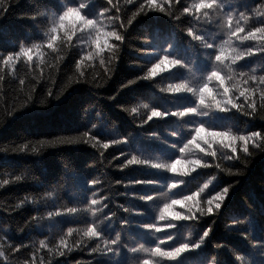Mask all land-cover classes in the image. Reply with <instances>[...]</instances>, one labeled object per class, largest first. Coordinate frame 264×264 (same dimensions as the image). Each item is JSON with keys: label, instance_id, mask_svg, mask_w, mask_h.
<instances>
[{"label": "trees", "instance_id": "16d2710c", "mask_svg": "<svg viewBox=\"0 0 264 264\" xmlns=\"http://www.w3.org/2000/svg\"><path fill=\"white\" fill-rule=\"evenodd\" d=\"M76 2L78 0H4V3L0 5V7L8 8L5 15H0V51H19L21 44L25 47H31L33 44L43 45L42 49L34 50L31 62L21 58L14 68L0 65V76L4 77L0 80V115H3V110L12 106L17 97L22 101L30 93L32 84L36 86L35 99L37 101L46 95V87L51 85L52 79L56 81L57 90L61 86L66 88L59 100L53 99L45 105L36 102L17 113L8 123L0 126V149H9L6 152L0 151V180L9 179L11 181L15 175H24L21 181L10 182L9 185L0 189V236L7 233L3 241L6 254H8L7 244H19L23 241L25 244L38 246L40 239L54 238L61 227L65 231L67 226L83 227V224L76 220L70 224L53 226L50 231L46 225L40 227L33 224L29 227L26 221L55 206H77V201L86 199V193L83 191L86 179L100 178L104 185V192L101 194H108L111 199L120 204L131 205L145 211L144 216H132L133 221L152 222L158 211L157 205L162 207L161 201L168 199L164 193L177 190L161 186L148 188L136 186L127 190L130 193H150L158 196V199L145 204L138 199L118 196L117 193L124 192L125 189L121 185H116L115 181L155 178L166 184L167 176H171V173H159L153 169L141 167H130L121 171L117 165L122 162L123 157L119 160L113 157L119 156L122 150L128 151L129 146L125 145H110L108 149H103L92 148L90 142L89 144L41 147L38 142L52 140L56 136L78 137L96 123L97 128L94 131L99 133L98 139L103 138L104 142H108L109 138H131L130 147L134 150L133 154L153 160L158 157L172 156L173 150L168 149L158 140L149 139L146 133L156 131L161 137L171 140L168 131L179 127L178 122L174 118L165 121L154 118L153 121H149L143 128H140L138 125L141 120L146 119L148 111L142 105L148 104L150 107L157 106L175 110L191 102L192 98L188 95L179 96L159 92L161 85L180 82L181 78L191 80L193 75L199 77L210 67V61L206 55L208 50L204 49L199 42L192 41L186 34V28L190 23L195 25L194 31L197 32L201 27H206L208 36L218 39V45L223 39H227L226 36L219 39L217 34L222 30L216 25L195 24L194 18L190 15L184 14L180 21L174 22L162 13L151 12L147 16L138 18L133 26L129 27L121 57L117 61V71L110 80L102 87H96L95 82L76 84L69 81V77L73 80L79 77L75 62H81L80 71L85 72L86 78L91 80L95 72L102 71L100 58L97 57L92 61L83 60L82 57L87 54L89 47L84 42H77L75 37H73L72 45L68 46H65L58 38L56 45L60 51L53 53L47 48V38L44 35L51 27L52 14ZM82 2L89 3V0H82ZM104 2L105 0H91L86 10L89 13L102 11ZM156 2L159 4L160 0ZM195 2L196 0H182L183 5L187 6ZM229 2L230 4L226 7L234 11L241 26L247 30H251L253 26H261L257 22L264 19V0H229ZM119 3L123 5L124 0H119ZM127 7L134 10L136 5ZM171 10L174 14L180 15L175 4L172 5ZM241 11L245 13L247 19L239 17ZM41 13L43 15H40ZM31 16H37V19L32 20ZM203 19L201 16V22ZM101 20L103 24L108 25L105 30L110 31L111 22L105 17H101ZM66 23L70 26L71 21ZM60 35L62 36L63 32ZM145 37L151 38V46L142 44L141 41ZM109 43H115V41L110 40ZM168 45H171L168 51L192 66V72L187 69L177 71L169 67L168 72H161L151 81L140 80L127 88L122 87L123 84H127L128 80H135L137 76L146 74L147 68H150L151 62H154H149V56L142 53L140 49H147L148 53H154L167 48ZM232 46L240 51L249 47L255 50L264 47V39H260L257 35L255 39L235 40ZM41 51L45 53L42 64L39 59ZM160 54L163 55V52ZM57 55L63 58L57 61L55 58ZM102 56L107 61L109 56L107 49ZM238 64H243L245 71L255 68L257 75L264 74V54L256 53L252 57H246V62L238 61ZM249 74H251L250 71ZM20 78L25 80L24 86L19 85ZM239 79L236 77L233 83L235 84ZM257 87L259 89V86ZM110 97H115V99H110ZM255 99L259 105L261 103L259 90ZM132 108H137L138 112L132 113ZM97 113L100 114L99 117ZM216 116L219 118L205 117L203 119L206 125L218 126L214 129L217 131L231 127L234 134H247L250 130L260 131L264 128V119H261L264 117V110L258 109L255 117L244 116L235 109L228 113H216ZM28 142H32L31 146L37 147L36 153L30 150L25 152L10 150ZM212 150L217 151V158L213 160L205 157L212 166L206 169L197 168L196 171L189 172L183 177L185 184L180 186L179 191L190 194L189 190L196 191L213 175L217 179L209 184L204 193H201L205 199L215 195L221 187L229 185L232 187L219 214L205 215L199 224L191 229L195 233L203 227L211 226L213 233L202 251L198 250L192 255L185 254V264H199L200 261L210 259L212 256L217 257V264H232L233 252L244 254L245 264H264V251L259 248L261 238L264 237V153H258L252 157L251 163L242 170L240 175H230L227 171L221 172L214 167L216 163L227 167L230 162L223 161L221 153L228 150L219 143L213 144ZM101 152L104 153L103 157L100 156ZM176 155L179 154L176 153ZM199 155L204 156L205 154L200 153ZM195 158L198 157L189 156V159ZM178 167L181 166L178 165ZM238 167L243 168L242 165ZM232 171L235 172L236 168ZM53 188L59 189L55 192L54 199L41 200L39 204L26 203L15 211H4L25 197L39 199L46 191ZM171 198L178 199L179 196L174 195ZM197 199L200 200L201 206L206 207L200 197ZM109 208L113 209L111 203ZM175 211L183 212L185 208L176 205ZM117 215L122 218L125 214L117 210ZM234 219H239L243 223L232 228L230 226ZM116 227L119 228L118 221ZM129 230L140 242L148 245L154 243L153 236L135 227V224ZM189 231L186 224L180 227L179 239L188 237ZM156 235H162V233ZM217 244L225 247L218 249ZM25 255L27 253L23 252L19 256L9 255L8 261L0 257V264H22ZM100 259L90 256L87 251L77 250L66 257H55L53 264H75L76 261H80L81 264H88L89 261L97 264ZM45 264H48L47 256H45Z\"/></svg>", "mask_w": 264, "mask_h": 264}, {"label": "snow or ice", "instance_id": "6c2138e0", "mask_svg": "<svg viewBox=\"0 0 264 264\" xmlns=\"http://www.w3.org/2000/svg\"><path fill=\"white\" fill-rule=\"evenodd\" d=\"M3 3L4 0H0V5ZM90 3L91 0H89V3L78 0L72 6H64L59 12L53 13L51 27L44 33L47 38V48L51 49L53 53L60 51V48L56 45L58 38L65 46H68L72 45L73 37H75L77 42H84L89 47L87 54L82 57L83 60L92 61L97 57L100 58L102 71L95 72L91 80L86 78L85 72L80 71L81 62H75V69L79 73V77L75 80L69 77V81L76 84L95 82L96 87H102L104 83L110 80L117 71V61L121 57L129 27L133 26L134 21L136 22L138 18L147 16L151 12L162 13L174 22L180 21L181 16L187 14L194 18L195 24L216 25L222 30L217 34L219 39L222 36L227 37L218 45V39L210 38L206 27H201L197 32L194 31L195 25L190 23L186 28V34L192 41L199 42L204 49L208 50L206 55L210 61V67L199 77L193 75L191 80L181 78L180 82L161 85L159 86V92L179 96L188 95L192 98L191 102L175 110L158 108L157 106L150 107L148 104L142 105L148 111L146 119L141 120L138 125L140 128H143L149 121H153L154 118L161 121L174 118L178 122L179 127L168 131L171 140L161 137L156 131L146 133L149 139L158 140L168 149L173 150L172 156L158 157L153 160L133 154L134 150L130 147L132 144L131 138H109L108 142H104L103 138L98 139L99 133L94 131L97 128L96 123L92 124L91 129L85 130L78 137L56 136L52 140L38 142L41 147L89 144L90 142L92 148L108 149L110 145L129 146L128 151L122 150L119 156L113 157L117 160L123 157L122 162L117 165L121 171L130 167H141L153 169L159 173H171L172 175L167 176L166 184L155 178L116 180L115 184L121 185L125 189L124 192L117 193L118 196L138 199L147 204L158 199V196L150 193H130L127 190L136 186L144 188L161 186L177 191L164 193L168 199L161 201L162 207L157 205L158 211L153 221L141 223L133 221L132 216H144L146 214L144 210L134 208L131 205L120 204L111 199L108 194H101L104 192V185L100 178L86 179L83 189L86 193V199L83 198L77 201V206H55L44 213L30 217L26 221L29 227L33 224L40 227L46 225L50 231L53 226L70 224L76 220H79L83 227L67 226L66 231L61 227L54 238L40 239L38 246L25 244L23 241L19 244H7L8 254L4 250L5 244L3 241L7 236V233H5L0 236V257L8 261L9 255L19 256L23 252L27 255L24 256L22 264H45V256L48 258V264H53L55 257H66L73 251L79 250L87 251L92 257L101 258L97 264H185V254L192 255L197 253L198 250L202 251L210 241L213 233V227L211 226L203 227L195 233L191 229H194L205 215L219 214L232 186L221 187L215 195L205 199L201 196V193H204L209 184L215 181L217 177L215 175L211 176L196 191L189 190L190 194L179 191L180 186L185 184L183 177L188 175L189 172L196 171L197 168L206 169L212 166L205 157H210L213 160L217 158V151L212 150V145L215 143H219L224 149L228 150L221 153V159L230 163L226 168L222 167L220 163H216L214 167L221 172L227 171L230 175H240L242 170L246 169L251 163L252 157L258 153H264V128L260 131L250 130L247 134H234L231 127L227 130H214L218 126L206 125L203 119L205 117L217 119L219 117L216 116V113H228L232 109L241 112L244 116L252 117H255L258 109L264 110V74L257 75V69L255 68L250 69L251 74H249V71L244 70L243 64H238V61L246 62V57H252L256 53L264 54V47L255 50L249 47L244 51H240L232 46L235 40L255 39L257 35L260 39H264V19L257 22L261 26H253L251 30H247L241 26L234 11L226 7L230 4L229 0H219V2L218 0H196L191 6L183 5L182 0H160L159 4L156 0H124L123 5L119 3V0H105L102 11L95 13H89L86 10ZM133 4L136 5L134 10L127 7ZM173 4L177 6V12L180 15L172 12ZM9 7H11V3H9ZM7 11L8 8L0 7V15H5ZM40 15H43V13ZM201 16L204 18L203 22H201ZM101 17H105L111 22L110 31L105 30L108 25L103 24ZM239 17L247 19L243 11L239 12ZM30 18L36 20L37 16H31ZM68 21H71L70 26L66 23ZM62 32L63 35L61 36ZM110 40L115 41V43H109ZM141 42L147 46L152 44L150 37L143 38ZM169 47L171 45L154 53H148L147 49H140L142 53L149 56V62H154H151V67L147 68L146 74L137 76L135 80H128L127 84H123L122 87L127 88L140 80L151 81L161 72H168L169 67L177 69V71L187 69L192 72V66L184 62L182 58L174 56L168 51ZM42 48V44H33L31 47H25L21 44L19 45V51H0V65L14 68L16 62L21 58L31 62L34 50ZM105 49L109 52L107 61L102 56ZM160 52H163V55ZM44 55L43 51L39 52L41 64L44 62ZM55 58L59 61L63 57L57 55ZM222 72L223 75H221ZM236 77L240 79L234 84L233 81L236 80ZM3 79L4 77L0 76V80ZM25 83L24 79H19L20 86H24ZM240 85H243V87H240ZM55 86L56 81L52 79L51 85L46 87V95L37 101L35 99L36 86L32 84L30 93L22 101L17 97L10 108L3 110V115H0V126L8 123L17 113L24 111L36 102L45 105L53 99L59 100L66 88L61 86L57 90ZM257 86H259V89ZM258 90L261 100L259 105H257L255 99ZM110 99L114 100L115 97H110ZM131 112L137 113L138 109L132 108ZM97 116L99 117L100 114L97 113ZM261 119H264V117H261ZM31 145L32 142H28L10 150L13 152L30 150L36 153L38 151L37 147ZM8 150L0 149V151L5 152ZM176 153L179 155H176ZM200 153L205 155L200 156ZM100 156L103 157L104 153L101 152ZM189 156H197L198 158L189 159ZM178 165L181 167H178ZM185 165L186 167H184ZM241 165L243 168L238 167ZM233 168H236L235 172L232 171ZM23 178L24 175L21 174L15 175L11 181L2 179L0 180V189L9 185L10 182H19ZM58 190L57 188L48 190L39 199L25 197L14 206H11L10 209H4V211H15L26 203L39 204L41 200L54 199L55 192ZM174 195H178L179 198H171ZM197 197L203 200L206 207L201 206ZM110 203L113 205V209L109 208ZM176 205H181L182 208H185V211H175ZM117 210L125 215L122 218L118 217ZM117 221L119 222V228L116 227ZM241 223L243 221L234 219L230 227L236 228ZM134 224L135 227L152 235L154 243L148 245L137 240L129 230ZM185 224L190 229L189 235L184 239H179V229ZM157 233H162V235H156ZM216 247L219 249L225 246L217 244ZM259 248L264 251V237L261 238ZM233 257L232 264H245L244 254L233 252ZM75 264H81V262L76 261ZM88 264H93V262L89 261ZM199 264H217V257L212 256L210 259L200 261Z\"/></svg>", "mask_w": 264, "mask_h": 264}]
</instances>
